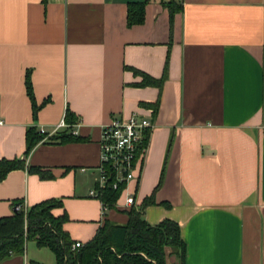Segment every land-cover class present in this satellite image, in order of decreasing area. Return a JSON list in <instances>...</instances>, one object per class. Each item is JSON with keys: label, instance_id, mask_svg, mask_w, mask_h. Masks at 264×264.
I'll use <instances>...</instances> for the list:
<instances>
[{"label": "crops", "instance_id": "obj_1", "mask_svg": "<svg viewBox=\"0 0 264 264\" xmlns=\"http://www.w3.org/2000/svg\"><path fill=\"white\" fill-rule=\"evenodd\" d=\"M133 114L152 124L135 205L103 211L101 129ZM0 119V160L25 162L0 181V218L60 200L51 214L84 245L150 200L145 222L177 224L185 264H264V0H0ZM61 122L77 141L25 155L29 129ZM42 258L26 244L0 264Z\"/></svg>", "mask_w": 264, "mask_h": 264}, {"label": "trees", "instance_id": "obj_2", "mask_svg": "<svg viewBox=\"0 0 264 264\" xmlns=\"http://www.w3.org/2000/svg\"><path fill=\"white\" fill-rule=\"evenodd\" d=\"M144 5L145 2L129 5V26L143 21ZM154 83L160 84L161 81ZM27 89L34 106L29 84ZM43 139L44 135L39 131L29 129L25 155ZM50 140L54 143H66L77 141L78 138L66 129ZM23 168L24 160H0V181L10 171ZM28 171L44 177L38 168L28 167ZM123 187L120 185L118 190H113L106 186L102 190L100 200L107 209L115 207ZM150 203L149 200L140 208H131L125 225L105 221L95 237L78 249L72 248L74 242L62 228L67 217L63 215L55 218L51 214L52 209L61 207L60 200L45 201L27 208L26 212L15 211V206L22 204L15 203L13 215L0 218V263L12 256L23 255L27 242L33 241L38 248L49 249L55 256L56 264H166V249L171 251L170 256L180 258V264H185V244L177 224L164 220L156 226H150L145 222L143 210Z\"/></svg>", "mask_w": 264, "mask_h": 264}, {"label": "built area", "instance_id": "obj_3", "mask_svg": "<svg viewBox=\"0 0 264 264\" xmlns=\"http://www.w3.org/2000/svg\"><path fill=\"white\" fill-rule=\"evenodd\" d=\"M2 123L0 119V125ZM151 127V122L138 114H133L127 119L113 118L102 127L99 142L101 164L98 186L95 190L90 191V197L100 200L101 192L106 186L118 190L119 186L123 185L115 206L128 208L135 205V199L133 193L129 191L128 184L136 178L137 156L145 147L148 131ZM64 128L66 125L61 122L50 133L43 128H40L39 132L44 135L43 141H46ZM261 130L264 132V125ZM73 135H76V132H73ZM102 207L103 211L107 210L103 204ZM14 209L15 211L23 210L26 212L27 207L20 204ZM82 246L80 242H75L72 248L78 249Z\"/></svg>", "mask_w": 264, "mask_h": 264}, {"label": "rangeland", "instance_id": "obj_4", "mask_svg": "<svg viewBox=\"0 0 264 264\" xmlns=\"http://www.w3.org/2000/svg\"><path fill=\"white\" fill-rule=\"evenodd\" d=\"M28 248H30L32 246V248H34V252H36L37 254L42 255V259H43V263L44 264H55V259L54 256L51 254L50 251H48L47 249L44 248H39L37 249L36 247H34V245L29 241L27 242ZM31 257V255H30ZM169 263L170 264H180V258H175L174 256H171L169 259Z\"/></svg>", "mask_w": 264, "mask_h": 264}]
</instances>
